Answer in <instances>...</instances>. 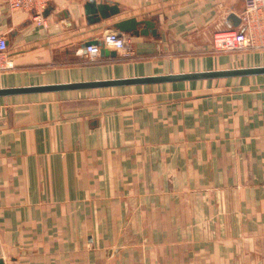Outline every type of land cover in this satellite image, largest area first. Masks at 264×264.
Segmentation results:
<instances>
[{
	"label": "crops",
	"instance_id": "0c3cea01",
	"mask_svg": "<svg viewBox=\"0 0 264 264\" xmlns=\"http://www.w3.org/2000/svg\"><path fill=\"white\" fill-rule=\"evenodd\" d=\"M87 1H52L47 28L0 2V88L224 69L213 35L244 9L96 0L121 12L88 24ZM130 17L160 37L88 60L83 44ZM0 261L264 264V75L0 96Z\"/></svg>",
	"mask_w": 264,
	"mask_h": 264
},
{
	"label": "water",
	"instance_id": "95a60500",
	"mask_svg": "<svg viewBox=\"0 0 264 264\" xmlns=\"http://www.w3.org/2000/svg\"><path fill=\"white\" fill-rule=\"evenodd\" d=\"M49 12L50 11L47 8L44 15L45 16L48 15ZM120 12H121V8L117 2L88 0L84 4V14L88 24L98 23L104 19H108L112 16L118 15ZM229 18L232 20L233 25L235 27L238 26L241 22L240 17L235 13H231ZM114 28L120 32L130 34L131 36H141V35L148 36L151 34L154 37H160V33L156 26V22L153 19L138 20L135 17H130L116 22L114 24ZM92 45H97L101 47L100 49L101 57H111V58L117 57V51L106 48L99 39L87 40L83 44V48L84 49L86 48L85 51H87V48ZM256 75H264V65L224 68V69L184 72V73L171 72V73L159 74V75H147V76L112 78V79H101V80H91V81L32 85V86H24V87L0 88V96L40 93V92H62L69 90L108 88V87L127 86V85L160 84V83L178 82V81L243 77V76H256ZM0 263H2V261H0Z\"/></svg>",
	"mask_w": 264,
	"mask_h": 264
},
{
	"label": "built area",
	"instance_id": "2783aa9c",
	"mask_svg": "<svg viewBox=\"0 0 264 264\" xmlns=\"http://www.w3.org/2000/svg\"><path fill=\"white\" fill-rule=\"evenodd\" d=\"M54 0H0L11 11L24 10L31 13L38 26L47 28L44 15L49 4ZM244 9L240 15L241 22L236 28L216 31L213 35V49L221 52H239L264 49V0H243ZM103 45L123 56L132 51L131 37L117 29L108 30L100 39ZM9 43L5 35H0V71L10 67L6 59ZM100 46L87 48L88 60L100 57Z\"/></svg>",
	"mask_w": 264,
	"mask_h": 264
},
{
	"label": "rangeland",
	"instance_id": "374dc122",
	"mask_svg": "<svg viewBox=\"0 0 264 264\" xmlns=\"http://www.w3.org/2000/svg\"><path fill=\"white\" fill-rule=\"evenodd\" d=\"M212 51L215 52L216 54H218V53H220V55L223 54V57H224V60L222 61V63H221V61H217L214 66L221 65L223 68H225V67H240V66H251V65H257V64H264V49H261V50H245V51H239V52H233V51L221 52V51H216L215 49H213V44H212ZM133 52L134 51H133V45H132V51H131L130 55L121 56V57H123L121 60L122 61L123 60H125V61L134 60V53ZM189 52L190 51H188L186 53L188 55H191V56L197 57V56L203 55V54L196 53L197 52L196 50L191 51V53H189ZM120 55H122V54H120ZM100 58H101V55L98 59H96L94 61H97Z\"/></svg>",
	"mask_w": 264,
	"mask_h": 264
}]
</instances>
